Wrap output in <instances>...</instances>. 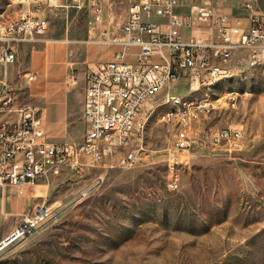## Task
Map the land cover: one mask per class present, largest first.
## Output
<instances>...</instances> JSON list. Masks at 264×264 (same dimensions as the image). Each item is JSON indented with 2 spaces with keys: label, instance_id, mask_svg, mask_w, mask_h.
<instances>
[{
  "label": "rangeland",
  "instance_id": "1",
  "mask_svg": "<svg viewBox=\"0 0 264 264\" xmlns=\"http://www.w3.org/2000/svg\"><path fill=\"white\" fill-rule=\"evenodd\" d=\"M113 1L118 2L116 18L123 21L127 5ZM258 4L263 7L264 0ZM20 8L17 0H0V21ZM88 16V8L78 5L51 11L46 41L24 46L15 66L16 75L39 73L28 85L26 100L38 105L42 123L55 139L82 137L85 78L101 61L99 55L110 50L87 41ZM72 75L78 77L75 85L69 84ZM39 88H50V95ZM171 91L188 100H210L202 123L242 128L244 147L191 153L180 189H168L173 130L162 120L171 108L162 103L167 92L162 90L145 113L140 160L134 167L97 169L91 176L101 175L99 183L62 177L42 181L26 196L10 185L0 188V238L37 201L55 208L48 222L0 257V264H264V67L238 62L229 75L197 92H189L184 79ZM57 96L63 101L59 109Z\"/></svg>",
  "mask_w": 264,
  "mask_h": 264
},
{
  "label": "built area",
  "instance_id": "2",
  "mask_svg": "<svg viewBox=\"0 0 264 264\" xmlns=\"http://www.w3.org/2000/svg\"><path fill=\"white\" fill-rule=\"evenodd\" d=\"M17 0L20 9L0 21V188L13 186L20 196L30 187L58 177L66 181L100 182L91 176L100 168H132L140 160L141 123L157 95L182 98L181 111L163 114L173 130L165 185L178 190L191 153L244 147L240 127L202 123L211 101H185L171 87L184 79L197 92L216 75L234 71L241 62L264 66V6L258 0H122L123 21L113 0ZM116 3V4H115ZM78 5L89 11L88 42L110 48L108 58L95 62L85 78L82 137L55 139L26 100L29 84L39 73L14 72L26 45L46 41L51 11ZM183 29H188L187 37ZM13 69V72L10 71ZM26 81V84H25ZM78 83L72 75L70 85ZM51 203L37 201L0 238V256L36 232L54 215Z\"/></svg>",
  "mask_w": 264,
  "mask_h": 264
},
{
  "label": "crops",
  "instance_id": "3",
  "mask_svg": "<svg viewBox=\"0 0 264 264\" xmlns=\"http://www.w3.org/2000/svg\"><path fill=\"white\" fill-rule=\"evenodd\" d=\"M237 1V0H236ZM236 1H235V3H236ZM234 3H231V1L229 0V2H228V4H227V8L228 9H232V5H233ZM185 30L186 29H183V33L185 32ZM184 36L185 37H187V35L184 33ZM59 50H60V53L58 54V57L61 55V51H62V48H63V44L61 43V44H59ZM51 48H52V45H51ZM25 49V48H24ZM109 53H110V50H109V52H107V53H101L100 55H99V57H100V60H103V59H106V58H108V56H109ZM52 57H57V56H54L53 54H52V52H51V54H50ZM59 63V62H58ZM39 65V67L44 71L45 69L47 70V66H45V65H41L40 63L38 64ZM59 69L57 68V71H58ZM44 75L45 76H48L49 75V73L46 71V72H44ZM37 87V86H36ZM40 89V88H39ZM43 88H41L40 90H41V92H43V93H46V95H50V88H44L43 90H42ZM55 99V101L57 102V105H58V109L60 108V106L62 105V103H63V101L61 100V98L59 97V96H57V98L55 97L54 98ZM44 117H46V114L44 113ZM56 123H59L60 121H61V117H57L56 118V120H54ZM32 202H34L32 199H31V201H30V203H32Z\"/></svg>",
  "mask_w": 264,
  "mask_h": 264
},
{
  "label": "bare ground",
  "instance_id": "4",
  "mask_svg": "<svg viewBox=\"0 0 264 264\" xmlns=\"http://www.w3.org/2000/svg\"><path fill=\"white\" fill-rule=\"evenodd\" d=\"M264 67V66H263ZM231 71L229 72H224V73H221L220 75H216L215 77H213L211 80L207 81L205 83V85H208L216 80H218L219 78H222V77H225L227 75L230 74ZM184 100L185 101H193L192 100H188L185 98L184 96ZM197 101V100H195ZM168 103L170 104L171 108L169 111H167L165 114H174L178 111H181V105H182V98H168ZM145 125H146V119L144 118V122L141 123V135L145 129ZM1 257V256H0Z\"/></svg>",
  "mask_w": 264,
  "mask_h": 264
}]
</instances>
